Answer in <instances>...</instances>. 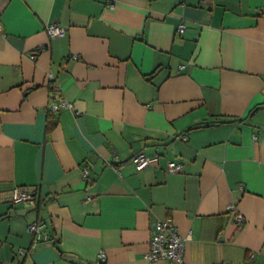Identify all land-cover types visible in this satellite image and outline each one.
I'll return each instance as SVG.
<instances>
[{
    "label": "crops",
    "instance_id": "crops-1",
    "mask_svg": "<svg viewBox=\"0 0 264 264\" xmlns=\"http://www.w3.org/2000/svg\"><path fill=\"white\" fill-rule=\"evenodd\" d=\"M263 7L0 0V264H175L146 259L169 218L184 264H264ZM53 84L72 108L51 110Z\"/></svg>",
    "mask_w": 264,
    "mask_h": 264
},
{
    "label": "built area",
    "instance_id": "built-area-1",
    "mask_svg": "<svg viewBox=\"0 0 264 264\" xmlns=\"http://www.w3.org/2000/svg\"><path fill=\"white\" fill-rule=\"evenodd\" d=\"M47 31L51 37H58L65 34V28L60 25H50ZM179 32H185V25L180 26ZM51 78L54 79L53 77ZM52 87L53 97H57L58 100L51 105V110L53 112H60L61 110L72 108V105L62 97L59 85L53 84ZM133 163L138 171H144L148 168L158 166L159 157L140 153L133 158ZM183 168L184 166L182 163L172 161L168 164V170L173 173H180L183 171ZM83 172L85 178H88L90 173L89 169L86 167ZM12 201L14 204L33 205L36 203V196L34 191L30 188L16 187L13 190ZM230 210H236V206L231 205ZM235 218L240 225L245 222L244 216L240 213H237ZM45 229L46 224L43 222H35L29 225V231L35 235V243L49 239V234ZM185 242L186 238L181 235L172 219L169 218L158 221L152 226V239L150 242V249L146 254V259L149 262L170 261L175 264H184ZM21 254L25 255L26 252L21 251ZM106 258L107 256L105 253L100 255L101 262L106 261Z\"/></svg>",
    "mask_w": 264,
    "mask_h": 264
},
{
    "label": "trees",
    "instance_id": "trees-1",
    "mask_svg": "<svg viewBox=\"0 0 264 264\" xmlns=\"http://www.w3.org/2000/svg\"><path fill=\"white\" fill-rule=\"evenodd\" d=\"M51 87H52V86H51ZM52 90H53V87H52ZM53 125H54V123H53V117L50 116L49 127H50V126H53Z\"/></svg>",
    "mask_w": 264,
    "mask_h": 264
}]
</instances>
